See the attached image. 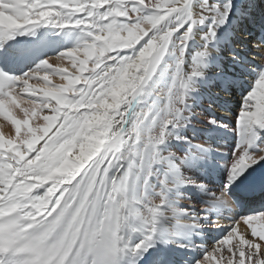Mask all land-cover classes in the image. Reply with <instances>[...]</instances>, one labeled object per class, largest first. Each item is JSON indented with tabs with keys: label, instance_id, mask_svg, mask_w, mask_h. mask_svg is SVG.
<instances>
[{
	"label": "snow or ice",
	"instance_id": "1",
	"mask_svg": "<svg viewBox=\"0 0 264 264\" xmlns=\"http://www.w3.org/2000/svg\"><path fill=\"white\" fill-rule=\"evenodd\" d=\"M0 121V264H264V0H0Z\"/></svg>",
	"mask_w": 264,
	"mask_h": 264
},
{
	"label": "bare ground",
	"instance_id": "2",
	"mask_svg": "<svg viewBox=\"0 0 264 264\" xmlns=\"http://www.w3.org/2000/svg\"><path fill=\"white\" fill-rule=\"evenodd\" d=\"M53 62H55V61H53ZM58 82V81H57ZM220 115H223L224 113H219ZM0 123H3L2 121H0ZM3 131L5 132V133H7L8 132V127H7V125H5L4 127H3Z\"/></svg>",
	"mask_w": 264,
	"mask_h": 264
}]
</instances>
